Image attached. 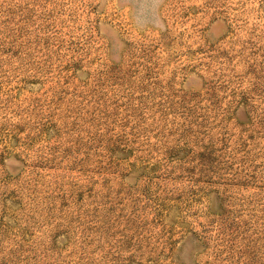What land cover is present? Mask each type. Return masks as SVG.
I'll return each instance as SVG.
<instances>
[{"label":"rangeland","instance_id":"obj_1","mask_svg":"<svg viewBox=\"0 0 264 264\" xmlns=\"http://www.w3.org/2000/svg\"><path fill=\"white\" fill-rule=\"evenodd\" d=\"M0 264H264V0H0Z\"/></svg>","mask_w":264,"mask_h":264}]
</instances>
